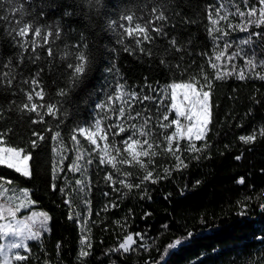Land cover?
Masks as SVG:
<instances>
[{
	"label": "snow or ice",
	"instance_id": "6c2138e0",
	"mask_svg": "<svg viewBox=\"0 0 264 264\" xmlns=\"http://www.w3.org/2000/svg\"><path fill=\"white\" fill-rule=\"evenodd\" d=\"M97 26L111 44L102 50L112 57L102 69L103 98L90 120L74 121L72 106L94 94L89 77L101 71L98 48L89 39ZM120 52L147 58L167 83L153 86L145 77L143 86L129 85L117 64ZM232 78L264 82V0H0V168L33 179L35 153L48 140L45 133L51 134L50 188L64 197L68 220L80 227L76 264H86L95 251L91 226L104 223L92 219L93 190L101 184L108 189L101 191L107 200L95 213L99 217L121 208L134 191L138 200L150 202V184L187 169L192 160L211 159L210 136H219L214 133L217 82ZM258 92L249 98L253 107L245 116L264 108ZM46 117L55 121V131ZM234 119L225 116V121ZM70 121L65 137L62 126ZM38 125L47 127L38 131ZM238 140L244 145L264 141V114ZM70 152L71 163L65 165ZM164 157L174 164L161 172L158 158ZM242 158L243 152L235 156ZM69 172L80 176L69 180ZM34 191L0 174V264H63L60 241L54 256L44 246L52 217L35 210ZM73 195L86 211L74 212ZM253 199L237 201L238 215H248ZM258 207L264 212V202ZM151 215L144 211L141 220ZM134 216L130 208L112 221L120 229L116 243L100 253L97 264H127L124 257L141 253H148L140 256L143 264H169L196 236L189 230L161 252L156 242L170 226L164 224V231L152 237L147 228L131 230ZM257 239L264 243V235ZM154 248L158 259L151 255ZM245 264H264V250Z\"/></svg>",
	"mask_w": 264,
	"mask_h": 264
},
{
	"label": "trees",
	"instance_id": "16d2710c",
	"mask_svg": "<svg viewBox=\"0 0 264 264\" xmlns=\"http://www.w3.org/2000/svg\"><path fill=\"white\" fill-rule=\"evenodd\" d=\"M198 2L204 4L213 0H198ZM192 31L196 32L197 29ZM200 35L203 40V33L201 32ZM89 39L94 41L98 48L101 71L94 70L89 77L94 94L91 97L85 96L84 99L78 98L76 104L72 106L74 121L90 120L97 111L93 106L103 98L101 89L104 85L102 77L105 74L102 69L112 60L107 52H102L105 46L111 47V44L99 26ZM207 46V44L204 45V47ZM116 60L121 74L129 85L143 86L145 77L153 86L157 81L162 84L167 83V77L162 70L147 58L137 59L135 56L120 52ZM208 71L211 72V69ZM257 89L259 90L258 98L264 100V82L239 81L235 78L217 82L215 100L219 107L216 109L217 127L214 133L218 131L219 136L215 134L210 136L214 145L211 149V159H201L199 162L192 160L187 169L174 171L169 179L155 185L150 184L149 190L152 194L150 202L138 200L136 198L138 193L134 191L128 199L123 201L121 208L112 209L107 213L102 212L99 217H96V211L107 200L101 195V191L108 189L101 184L93 190L92 219L102 220L104 223L91 226L95 251L91 257L87 258L86 264H97L100 253L116 243V235L120 229L112 221L120 220L130 208L135 213L134 218L130 220L132 231L147 228L149 235L156 237L158 233L164 231L162 228L164 224L170 226V230L164 232L156 242L161 252L171 240L184 236L189 230L195 231L196 236L193 240L173 255L169 264H245L249 258L259 256L264 250V243L257 239L258 236L264 235V212H261L258 207L259 203L264 202V173L261 172V169H264V141H257L254 145H244L238 140L240 135L247 134L253 127H257L264 114V108L257 106L254 109V116L244 115L250 107H253L249 98ZM81 95L84 96L83 93ZM230 96L234 99H229ZM228 113L236 119L225 121ZM46 119L52 123L55 131V121L47 117ZM237 124H243V128L237 127ZM71 126V121L66 127L62 126L65 137ZM45 127L47 125L35 126L38 131H42ZM45 134L48 140L35 153L37 167L33 179L20 177L3 168H0V174L13 179L18 187L35 190L32 198L39 203L34 207L48 211L52 217L50 222L52 231L50 235H46L45 248L54 256L55 245L57 241H60L63 264H76L80 227L68 220L69 209L64 204V197L58 190L53 192L50 188L52 141L51 134ZM225 145L228 147L226 148ZM241 152H243V158L236 161L235 156L240 155ZM72 155L70 152L65 165L71 163ZM158 164L161 165L162 172V167L171 166L174 160L171 157L158 158ZM67 175L72 181L80 176L79 173L70 172ZM240 177L245 178L246 182L243 185L236 182ZM197 181L200 182L198 185ZM245 196H251L254 199L250 202L248 215L242 217L238 215L240 205L237 201ZM73 201L74 212L86 211L77 207L80 201L75 195H73ZM144 211L152 213L146 222L141 220ZM105 227L109 231H105ZM36 251L39 252V249L37 248ZM151 255L158 259L155 248ZM140 256L147 258L148 253L129 254L123 259L127 260V264H143ZM105 264H108L107 260Z\"/></svg>",
	"mask_w": 264,
	"mask_h": 264
},
{
	"label": "rangeland",
	"instance_id": "374dc122",
	"mask_svg": "<svg viewBox=\"0 0 264 264\" xmlns=\"http://www.w3.org/2000/svg\"><path fill=\"white\" fill-rule=\"evenodd\" d=\"M35 210L40 211V210H42V209L35 208ZM24 214H27V213L25 212Z\"/></svg>",
	"mask_w": 264,
	"mask_h": 264
}]
</instances>
